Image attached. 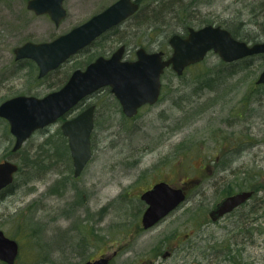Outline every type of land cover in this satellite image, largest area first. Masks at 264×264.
<instances>
[{
  "label": "rangeland",
  "instance_id": "1",
  "mask_svg": "<svg viewBox=\"0 0 264 264\" xmlns=\"http://www.w3.org/2000/svg\"><path fill=\"white\" fill-rule=\"evenodd\" d=\"M113 1L66 0L69 15L59 27L48 16L28 10L27 0L1 2L0 103L23 92L44 96L73 70L122 43L127 44L128 58L136 57L141 46L170 53L169 38L185 35V26L213 22L257 35L256 23L264 22V0H139L138 16L72 56L42 85L32 87L37 76L34 66L15 67L14 46L28 39L49 40ZM154 12L161 13L158 20ZM154 20L157 23L152 24ZM263 59L257 55L230 70L211 51L182 75L168 68L162 75L159 101L143 106L133 117L122 112L108 89L95 92L63 117L96 104L93 155L78 177L61 129L64 119L36 131L11 156L21 169L11 192L0 197V229L20 246L14 264H82L119 245L133 250L118 256L117 263L131 261L136 252L145 253L160 240L158 231L166 224L137 234L136 218L146 207L140 194L159 180L188 182L187 200L166 218H186L188 241L201 264H264L261 207L250 203L220 224L206 222L203 230L198 221L211 218L209 211L232 189L264 184V84L257 83ZM216 73L226 77L206 84V77ZM13 140L8 122L0 117V161ZM239 218L251 222H237ZM244 225L249 231L240 234ZM215 249L220 254L216 250L217 256H211Z\"/></svg>",
  "mask_w": 264,
  "mask_h": 264
},
{
  "label": "water",
  "instance_id": "2",
  "mask_svg": "<svg viewBox=\"0 0 264 264\" xmlns=\"http://www.w3.org/2000/svg\"><path fill=\"white\" fill-rule=\"evenodd\" d=\"M29 7L38 13L47 12L58 23L65 16L63 0H30ZM140 4L134 0H117L104 11L69 32L49 42H27L17 47V57H29L45 75L93 42L105 31L136 13ZM172 52L168 57L163 50L147 51L139 47L136 59L125 58L126 46L120 45L109 57L98 56L85 68H77L58 90L43 97L17 95L0 104V116L6 118L16 137L14 150L43 128L71 112L84 98L105 86L119 100L128 117L135 116L145 104H155L161 94L162 74L171 67L178 75L185 68L205 59L210 51L224 61L232 62L247 56L264 53V40L250 43L233 36L220 25L190 26L186 36L178 33L169 38ZM264 84V68L257 78ZM95 104L61 124L74 163V175L79 176L92 157L91 135L94 129ZM19 165L12 160L0 162V191L14 182ZM252 191H240L224 197L211 209L210 217L219 218L247 201ZM141 198L147 203L143 225L148 228L167 216L186 198L183 188L159 181L146 190ZM19 242L0 229V260L14 264L19 254ZM107 259L86 261L83 264H104Z\"/></svg>",
  "mask_w": 264,
  "mask_h": 264
},
{
  "label": "flooded vegetation",
  "instance_id": "3",
  "mask_svg": "<svg viewBox=\"0 0 264 264\" xmlns=\"http://www.w3.org/2000/svg\"><path fill=\"white\" fill-rule=\"evenodd\" d=\"M5 0H0V3L3 2ZM29 1L30 0H27L26 2V8L30 11H32L34 14L36 15H46L50 18V20L53 22V24L56 26V27H59L60 25L64 24V21L66 20V18L68 17L69 15V12H68V9L67 7L65 6V2L66 0H63V8L65 9L66 11V14L64 17H62L60 19V21L57 23L49 13L47 12H44V13H38L36 12V10H34L33 8H30L29 7ZM117 0H114L113 2H111L110 4L106 5L105 7H103L100 11H97L96 13H94L93 15L101 12V11H104L105 9H107L110 5H112L113 3H115ZM136 2H138L140 4V8H141V3L139 0H134ZM93 15L89 16L88 18H86L85 20H83L82 22L80 23H77L75 25H73L72 27H70L68 30L64 31V32H61L59 34H57L56 36L52 37L51 39L49 40H39V41H34V40H25L24 42L14 46L12 52H13V61H14V64H15V67H19V68H27L28 66L32 65L34 66V68L36 69V73H37V76L35 77V82H34V85H32V87H38L40 85L43 84V81L46 80V79H49V77L53 76V74L55 72L58 71V69L64 64L66 63L69 59H67L62 65L58 66L57 68L53 69V70H50L49 72H47L45 75L43 76H40L39 72H40V68L39 66L37 65V63L29 58V57H20L18 58L17 57V54H16V48L21 46V45H24L25 43L27 42H34V43H41V42H49V41H52L54 40L55 38L59 37L60 35L62 34H65L67 32H69L70 30H72L73 28H75L76 26L78 25H81L82 23L86 22L87 20H89ZM125 22V21H124ZM122 22V23H124ZM118 24V25H114L113 27H111L110 29H108L106 32H104L100 37H102L104 34L108 33L109 31L111 30H114V28L116 27H119L121 26V24ZM100 37H98L97 39H95L93 42H91L89 45H87V48H89L92 44H94ZM124 44L125 46H127L126 43H122ZM119 47V46H118ZM117 47V48H118ZM116 48V49H117ZM114 49L113 51L109 52V53H106V54H99L97 55L95 58H93V60H95L98 56L100 55H103L105 57H109L111 56V54L116 50ZM2 50V44L0 43V52ZM84 50V49H83ZM137 51V49H136ZM136 54V52H135ZM128 58V57H127ZM131 59H135V57H131ZM70 76V75H69ZM68 76V78H69ZM68 78L66 79V81L68 80ZM62 83L61 85L55 87V89H52L51 91L49 92H52L54 90H58L60 89L65 83ZM55 83V82H54ZM53 83V85H54ZM53 87V86H52ZM102 89H108L109 91H111V88L109 86L107 87H104ZM47 92V93H49ZM17 95H34V96H37V97H42V96H39V95H36V94H32V93H27V92H23V93H18V94H15L11 97H14V96H17ZM11 97H8L6 99H4L2 102H4L5 100L11 98ZM86 99V98H85ZM84 99V100H85ZM1 102V103H2ZM0 103V104H1ZM91 104H94V103H89V105ZM96 105V104H95ZM145 106V105H144ZM96 111V110H95ZM3 118L4 120H6L9 124V121L4 118V117H1ZM65 119V118H63ZM60 120V119H59ZM47 127V126H46ZM46 127H43V128H40L38 130H42ZM9 130H10V124H9ZM37 130V131H38ZM10 133L12 134L14 140H13V145L11 147V149H9L8 151V154L4 157V159H2V161L4 160H13L11 159L14 154H16L17 152H19L24 143L22 144V146L17 149V150H14V145H15V142H16V137L15 135L11 132L10 130ZM14 161V160H13ZM16 162V161H15ZM73 162V161H72ZM19 164V163H18ZM21 169V166L19 164V170ZM18 170V172H19ZM73 170H74V165H73ZM17 172V173H18ZM16 173V174H17ZM244 173H247V171H245ZM260 176V175H259ZM260 178H263L260 177ZM159 181H166L168 182L170 185L172 186H175V187H179V188H183L185 194H186V198H185V201L187 200L188 198V182H184L182 184H174V183H171L167 180H159ZM157 181V182H159ZM258 181V180H257ZM157 182H154L150 187L146 188L144 191L150 189L151 187H153V185ZM260 182V181H259ZM14 183L4 189H2L0 191V197L4 196V195H7L9 193V191L11 192L12 190V187H13ZM143 191V192H144ZM240 191H252V195L251 197L245 201L244 203L240 204L239 206H237L234 210H232L231 212L229 213H226L225 215L219 217V218H216V219H213V218H198V221H200V225H201V230H203V228L205 226L208 225V223H215V224H220L222 223V221L224 219H226V217H232V216H236L234 214H236L237 212H239L243 207H246L247 205H249L251 203V206H253L254 208H258V207H261V215L260 217L262 218L264 216V184H262V182H260L259 184H257L256 182L254 183H250L248 186H246V188H242V189H238L236 190L235 188L233 189V191L231 193H229V195H232V194H235L237 192H240ZM142 192V193H143ZM142 193L140 194V200H142L143 202L142 203H145L146 204V207L145 209L147 208V203L141 198V195ZM228 196V195H227ZM226 197V196H225ZM224 198V197H223ZM222 200V199H221ZM220 200V201H221ZM185 201L183 203H181L175 210H177L178 208L182 207V205L185 203ZM219 202V201H218ZM217 202V203H218ZM217 203L214 205V207L217 205ZM144 209V211H145ZM174 210V211H175ZM144 211L141 215L140 218H136L137 221H136V231H137V234L140 233V232H147V231H153L155 230L157 227H161L162 225L166 224L165 226H162V228L158 231V233L161 234V238L160 240H158L157 243H155L153 246H151L150 248H148V251L147 250H144L145 253H139V252H136L132 255V258H131V261L127 262V263H124V264H201L202 262L200 261V258L197 254H193V251H194V247H192L191 243H189V236L190 234L187 232V225H186V218H162L160 219L157 223H155L154 225H152L151 227H148L146 228L144 225H143V214H144ZM211 211V210H210ZM209 211V213H210ZM173 212V211H172ZM171 212V213H172ZM236 218V217H235ZM206 219H208V221H205ZM248 219L250 218H239L237 219L236 221L237 222H243V223H249L251 222V220L249 221ZM254 220H257L258 218H253ZM208 222L206 225L205 223ZM236 222V223H237ZM207 229V228H206ZM249 231V228L244 225L242 226V228L239 230L240 234L241 233H245ZM194 230H191V233L194 234ZM100 238V237H99ZM92 243V242H90ZM125 246L123 245H119L118 248L116 250H114L112 253H108L107 252V249L106 250H102L99 254L97 255H91V257L89 259H87L86 261H95V260H98V259H101V258H105L107 259L106 263L104 264H121V263H117L115 262V259L119 256H122V255H125L124 252L125 251H128V250H133L132 248L131 249H127V248H124ZM215 249V251H212L211 252V256H217L216 253L220 254V251ZM131 252V251H130ZM216 252V253H215ZM209 256V255H208ZM85 262V261H84Z\"/></svg>",
  "mask_w": 264,
  "mask_h": 264
},
{
  "label": "trees",
  "instance_id": "4",
  "mask_svg": "<svg viewBox=\"0 0 264 264\" xmlns=\"http://www.w3.org/2000/svg\"><path fill=\"white\" fill-rule=\"evenodd\" d=\"M139 12V11H138ZM136 13L135 15H137L138 16V14L139 13ZM159 15H161V13H157V12H154V14H153V17H155L156 18V20H158V18L160 17ZM163 15V14H162ZM149 17H152V15H150ZM150 20V18H146L145 19V21H149ZM156 20H154L153 22H151L152 24L153 23H157L156 22ZM210 23H213V22H210ZM219 24V23H218ZM257 25H260V32L257 34V35H251V34H248V33H243V32H239V28L238 27H234V28H232V26H229V25H225V24H219V25H221V26H223V27H225V28H227L228 30H230L231 31V33L233 34V36H235L236 38H239V39H241V40H245V41H252V42H257V41H261V39L262 38H264V22H261V23H256ZM187 28H188V26H185V29H186V31H187ZM115 30H118V27H116L115 29H114V31ZM167 52V51H166ZM258 55H262L263 57H264V53H261V54H258ZM257 55H253V56H250V57H245V58H243V59H240V60H236V61H233V62H229V63H227V62H223L224 64H226L227 65V67H228V69H232V70H235V67H236V65H238V64H244L246 61H252L251 59H254V57H256ZM129 59H131V57H129ZM93 60V59H92ZM91 61V60H90ZM89 61V62H90ZM199 64V63H198ZM195 65H197V64H195ZM262 65H264V59H263V62H262ZM192 67V66H191ZM219 74H220V72H219ZM217 75V73L216 74H214V75H210V76H208V77H206V84H208L209 85V83L208 82H214V81H216V80H221L222 79V77H226V76H222V75ZM233 190V189H232ZM1 262V261H0Z\"/></svg>",
  "mask_w": 264,
  "mask_h": 264
}]
</instances>
